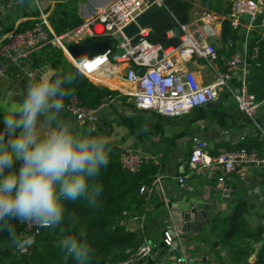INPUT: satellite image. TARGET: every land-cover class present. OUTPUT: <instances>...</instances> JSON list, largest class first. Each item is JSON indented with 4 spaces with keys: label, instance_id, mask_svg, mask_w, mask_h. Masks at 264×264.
Here are the masks:
<instances>
[{
    "label": "crops",
    "instance_id": "1",
    "mask_svg": "<svg viewBox=\"0 0 264 264\" xmlns=\"http://www.w3.org/2000/svg\"><path fill=\"white\" fill-rule=\"evenodd\" d=\"M60 1L68 2L69 0L50 2L46 10L43 9L39 0L38 3L48 12L52 8L55 11L56 3ZM88 1L89 4L78 0V16L81 8L90 12L113 0ZM25 5L28 6L25 0L23 3L20 0H5L1 10L5 19L2 20L5 30L26 27L29 22L37 18L38 4L36 3L37 12L34 13ZM227 6L231 7L232 12L233 0H207L206 2L194 0L190 10V22L203 14H210L215 20L219 34L215 40L218 45L216 65L221 71L225 70L226 60L235 52L228 49L225 46L226 43H221L222 23L230 14L226 16L218 11H225ZM51 20L50 26L53 28ZM250 23V18L245 16L242 25L234 28L239 36L235 41L238 52L251 53L254 39L264 35V32L258 30L264 27V17L261 24L256 21L250 27ZM49 51L50 49L47 48L23 63L9 64L6 71L0 73V98L12 92L19 100L26 91V85L32 79L24 73L25 69L30 67L31 63L35 65V58L44 57V55L46 58ZM63 56L68 63L74 65L68 53H63ZM47 66H51L55 71L59 67L56 60L44 66L35 67L39 70ZM125 67V65H111L102 74L89 78L100 89L113 93L112 96L105 98V105L103 102L98 107L96 122H79L66 107L60 116L81 131L91 129L93 135L108 139L112 149L110 163L107 165L110 175L115 172L114 160H118L121 152L126 148L149 153L160 160V164L155 165L156 171H149V166H146L139 174L142 182L151 181L152 183L156 178L161 179L155 187L152 199L153 211L147 215H139L135 211L123 212L128 216V219L123 221L126 231L140 230L144 234L141 246L148 244L152 249V252L144 258L133 255L129 264H177L179 260L184 259H191L192 264H198L206 259H211L217 264L254 263L261 244L251 238L245 239L241 245L246 254L241 253L239 248L233 251L229 246H222L219 237L222 228L218 220L231 217L238 205L244 204L245 214L242 223L245 228L249 232H254L258 227L264 226V166H241L232 174L219 170L214 179H209L206 175L196 176L188 181L187 188L181 187L177 178L189 171L188 162L195 140L207 143L211 153L216 155L222 151L239 150L235 149L238 144L248 138H256L259 146L252 149L264 155L262 138L264 104L259 107L256 115L258 126L238 109L234 98L225 91H221L220 98L210 105L211 107L196 109L177 118L163 117L154 112L136 108L135 99L132 96L134 88L125 78ZM185 69L194 72L202 85H209L215 81L214 72L205 60L193 59L185 64ZM13 81L16 82L13 83ZM233 83L236 85V78ZM9 85L11 88H8ZM2 116L3 113L0 111V120ZM2 130L3 124L0 123V131ZM16 167H19L18 163ZM194 210L202 218L201 226L193 227L187 231L191 233L184 234L181 226L176 223V219H180L182 215L190 216ZM166 232H170L173 236L171 245L165 242ZM239 243L240 241L236 242V244ZM232 245L234 246L235 242ZM246 255H249L248 258Z\"/></svg>",
    "mask_w": 264,
    "mask_h": 264
},
{
    "label": "built area",
    "instance_id": "2",
    "mask_svg": "<svg viewBox=\"0 0 264 264\" xmlns=\"http://www.w3.org/2000/svg\"><path fill=\"white\" fill-rule=\"evenodd\" d=\"M38 16L35 24L26 29L5 30L2 20V8L5 0H0V73L5 72L9 64H20L30 60L34 55L50 48L67 53V48L80 45L86 40H112L114 46L105 53L92 59H84V63L75 62L74 66L87 78H93L111 65H125V78L134 90L136 108L154 112L160 116L177 118L189 114L193 110L215 103L225 91L234 98L238 109L247 117L256 121L259 107L264 104L247 88L251 63L259 58V46H254L250 52H238L234 40H228L225 46L232 50L225 62V70L221 71L216 61L218 45L215 42L219 34L215 20L210 14H203L196 20L179 25L181 35L179 44L164 47L153 44L148 38L150 26L139 27L132 37H127L124 29L136 22L137 18L152 9L169 11L165 0H113L92 11L81 8L79 17L82 24L66 33L58 34L50 26L54 8L48 12L43 10L38 0ZM250 18V27L264 16V0H233V10L228 17L234 28L242 25L244 17ZM168 37H175L173 30ZM99 39V40H98ZM222 43V40H221ZM26 53L21 59H16L17 53ZM193 59L205 60L214 72L215 81L202 85L196 74L185 69V64ZM145 70L140 75L141 70ZM236 78V85L233 83ZM106 103L104 102L103 105ZM79 122H96L99 108L83 105L81 99L74 95L65 106ZM264 140V133L262 134ZM148 164L159 165L157 157L144 152L124 149L120 154V165L123 171L137 175ZM189 171L177 178L181 187L187 188L188 181L196 176L206 175L209 179L216 178L217 171L227 174L236 172L241 166H264V155L256 149L242 148L235 151H222L213 155L207 143L201 140L193 142L189 157ZM161 179L156 178L150 185L140 190L142 208L145 215L154 209L152 202L155 187ZM22 224V223H21ZM24 234L35 238L33 245L25 251L24 256L31 255L38 246V238L43 228L38 225L22 224ZM173 236L165 233V242L171 245ZM152 252L148 244L139 247L136 254L141 258ZM133 258V257H132ZM131 258V259H132ZM122 264H129L130 260ZM191 259L179 260L177 264H192ZM198 264H217L206 259Z\"/></svg>",
    "mask_w": 264,
    "mask_h": 264
},
{
    "label": "clouds",
    "instance_id": "3",
    "mask_svg": "<svg viewBox=\"0 0 264 264\" xmlns=\"http://www.w3.org/2000/svg\"><path fill=\"white\" fill-rule=\"evenodd\" d=\"M25 55L18 52L16 59ZM78 75L48 68L28 82L19 100L12 92L0 98V230L6 229L22 252L35 238L18 235L10 222L57 228L65 220L66 201L95 202L101 188L90 180L110 163L108 139L61 119L63 100ZM70 223L74 228L78 220L73 216ZM59 249L76 264H89L91 247L83 229L62 235Z\"/></svg>",
    "mask_w": 264,
    "mask_h": 264
},
{
    "label": "trees",
    "instance_id": "4",
    "mask_svg": "<svg viewBox=\"0 0 264 264\" xmlns=\"http://www.w3.org/2000/svg\"><path fill=\"white\" fill-rule=\"evenodd\" d=\"M165 2L169 11L160 9L152 16L150 21L151 32L148 40L153 44L169 47L178 45L179 38L168 37V32L174 31L176 26L190 22V10L194 0H165ZM212 7L211 5V9ZM215 9L219 10L218 8ZM218 13L227 16L231 14V7L227 6L225 11L219 10ZM53 16L52 26L58 34L75 29L83 22L78 16V0L57 2ZM263 17L258 19L260 24L263 22ZM36 21L29 22L26 27L22 26L19 29L30 28ZM238 38V31L234 29L231 21L224 20L221 31L222 42L236 41ZM254 46H259V58L251 63L247 88L260 102L264 100V35L254 39ZM44 57L35 58V66L41 67L52 60H56L59 66L57 72L70 69L79 73L77 82L63 100L65 106L69 103L71 97L76 95L81 99L83 105L98 108L103 104L105 98L113 95L112 92L94 85L89 78L64 59L62 52L50 49L47 57ZM258 146L256 138H248L238 144L235 149H252L258 148ZM114 161L115 172L112 175L109 174V166L102 167L99 175L90 180L91 184L99 185L101 188L95 202L90 204L83 198L76 202L66 201L64 222L55 229L43 228L38 238L37 249L31 255H22L21 251L16 249L8 239L6 244L8 246L5 247L7 249L6 253L9 252V255L4 254L3 256L1 249L3 241L0 239V264H76L74 260L65 258L60 252L59 241L62 235H75L80 229L85 231L87 241L91 247L89 264H122L131 259L143 244L144 234L140 230L135 232L126 231L123 221H126L128 216L124 215L123 212L135 211L139 215L145 214L142 208L140 190L143 185H149L151 181L142 182L139 177L140 173L131 175L123 171L120 158ZM146 166H149V171H156L157 167L155 165L148 164ZM244 214L245 205L239 204L231 217L218 220L222 228L219 234L221 245L229 246L233 251H237L239 248L241 253L246 254L244 247L241 245L242 241L247 238L254 239L261 245L256 253L257 259L252 264H264V226L258 227L254 232H249L242 223ZM73 216L78 220L74 228L70 223V218ZM14 223L17 234H22V224L15 220ZM237 241H240V243L236 244ZM233 242H235L234 246L232 245ZM248 256L246 255V258Z\"/></svg>",
    "mask_w": 264,
    "mask_h": 264
},
{
    "label": "water",
    "instance_id": "5",
    "mask_svg": "<svg viewBox=\"0 0 264 264\" xmlns=\"http://www.w3.org/2000/svg\"><path fill=\"white\" fill-rule=\"evenodd\" d=\"M157 9H152L146 12L145 14L141 15L137 18L136 22L130 24L124 29V33L127 37H132L135 35L139 27H147L150 26V21L152 16L157 13ZM175 37L179 38L181 35L179 26H176L174 29ZM114 46V42L112 40H105V41H93V40H86L80 45H72L67 48V53L70 55V57L75 62H81L84 59H92L94 57H97L103 53H105L107 50L111 49ZM48 68H51V66H47L45 68L36 70V67L34 64L31 63L30 67L26 68L24 73L29 75L31 78H39V74ZM145 73V70L140 71V75H143ZM16 81H13L15 83ZM12 85V84H11ZM11 85L8 86V88H11ZM212 105V104H210ZM208 105V107H211ZM201 216L197 215L195 210L191 213L190 216L182 215L180 219H176V223L181 226L182 232L185 234L191 233L187 232L193 227H200L201 226Z\"/></svg>",
    "mask_w": 264,
    "mask_h": 264
},
{
    "label": "rangeland",
    "instance_id": "6",
    "mask_svg": "<svg viewBox=\"0 0 264 264\" xmlns=\"http://www.w3.org/2000/svg\"><path fill=\"white\" fill-rule=\"evenodd\" d=\"M27 3H28V6L27 5H25L26 6V8H28L29 7V9H30V11L31 12H37V5H36V3L33 1V0H25ZM40 1V4H41V6L43 7V9H47V5L50 3V2H53V1H55V0H39ZM207 0H205V2H206ZM83 3H87V4H89V1L88 0H83ZM226 10V9H225ZM258 30H260L261 32H264V27H261L260 29H258ZM11 223V225H15V223H14V221H11L10 222ZM0 239H1V241H3L2 242V255L4 256V254H6V255H9V252L8 253H6V251H7V249H6V247L5 246H8V245H6L7 244V242H8V239H9V233H8V231L5 229V230H0ZM1 255V256H2Z\"/></svg>",
    "mask_w": 264,
    "mask_h": 264
}]
</instances>
